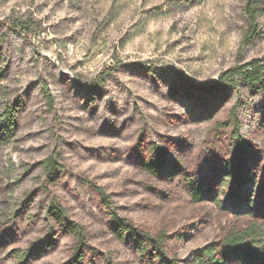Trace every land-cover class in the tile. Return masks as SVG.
Wrapping results in <instances>:
<instances>
[{
  "label": "rangeland",
  "instance_id": "374dc122",
  "mask_svg": "<svg viewBox=\"0 0 264 264\" xmlns=\"http://www.w3.org/2000/svg\"><path fill=\"white\" fill-rule=\"evenodd\" d=\"M247 2L0 0V264H18L14 250L33 243L40 250L31 264L71 260L78 241L47 214L52 197L98 250L86 248L81 264H150L113 232L87 180L112 196L122 216L166 233L168 255L180 264H194L197 252L233 229L263 225L264 92L242 83L194 95L182 89L264 56V13L247 39ZM235 105L256 153L254 180L243 186L255 199L251 214L235 199L195 202L186 184L187 176L202 178L219 193L215 170L236 141L233 124L218 123ZM10 109L13 126L5 120ZM152 142L165 149L167 168L182 174L145 168ZM52 154L63 167L49 174L43 161Z\"/></svg>",
  "mask_w": 264,
  "mask_h": 264
},
{
  "label": "trees",
  "instance_id": "16d2710c",
  "mask_svg": "<svg viewBox=\"0 0 264 264\" xmlns=\"http://www.w3.org/2000/svg\"><path fill=\"white\" fill-rule=\"evenodd\" d=\"M262 0H248L246 11L251 23L249 33L246 38L250 39L258 34V19L264 13ZM242 83L252 90H261L264 92V56L253 58L250 61L240 63L223 72L220 80L203 82L197 85L183 84L182 89L189 95H194L195 90L202 92H217L225 90L230 86H236ZM180 87H174L173 94L182 92ZM238 105H235L230 113V118L226 122L218 123L222 128L233 124L232 137L236 141L234 153L222 163L220 169H216V175L220 179L219 193H213L211 186L205 187V181L202 178L194 179L185 173L186 184L193 201L200 202L211 196V199L222 206L223 200L235 199L241 206H248L250 209L242 211L243 214H251V209L255 205V199L252 194L244 193V184L254 180V172L251 168V161L256 157L252 144L241 132V124L237 113ZM5 120L11 126L14 125V115L12 109L8 111ZM152 156L145 163V168L153 174H163V176L175 177L182 174V170L166 166V151L155 142H152ZM249 161V162H248ZM243 163H248L244 167ZM45 170L52 174L59 166L56 155L52 154L43 161ZM239 179L237 185L229 183ZM101 195L106 204L112 220V230L121 238H128L133 241L137 250L147 259L150 264H180L176 258H170L167 249L168 235L166 233L152 234L150 231L137 226L127 217L118 212L112 196L94 181L87 180ZM229 189V190H228ZM47 214L58 222L62 229L70 233L77 239L75 254L71 260L65 264H81L86 248L98 253V250L91 247L87 242V231L83 224L72 219L68 211L62 204L52 197L47 206ZM264 222V211L261 215ZM263 225L255 222L245 229L231 230L221 241L210 243L194 256V264H264V238ZM1 245V239H0ZM40 250L37 243H33L27 249H15L14 256L18 264H31L30 258Z\"/></svg>",
  "mask_w": 264,
  "mask_h": 264
}]
</instances>
